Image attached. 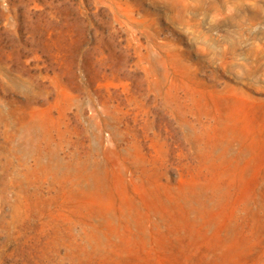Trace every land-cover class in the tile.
<instances>
[{
	"label": "rangeland",
	"instance_id": "obj_1",
	"mask_svg": "<svg viewBox=\"0 0 264 264\" xmlns=\"http://www.w3.org/2000/svg\"><path fill=\"white\" fill-rule=\"evenodd\" d=\"M11 168L0 264H264V0H0Z\"/></svg>",
	"mask_w": 264,
	"mask_h": 264
},
{
	"label": "bare ground",
	"instance_id": "obj_2",
	"mask_svg": "<svg viewBox=\"0 0 264 264\" xmlns=\"http://www.w3.org/2000/svg\"><path fill=\"white\" fill-rule=\"evenodd\" d=\"M24 151H25L23 153L24 154V158H18V161L20 163H26V157H27V155L29 156V154H30V149L24 148ZM15 169L16 168H14V169L11 168L10 169L11 172H7L6 173V177L0 178V211H1V214H0V224L2 225V228L6 232H9L10 231L9 230L10 229V224L15 220L16 214H17V212L19 210L18 203H20V202H17V203L16 202H12V204H9V206H5V203L8 200V197L10 196L8 194H9V188L11 186V183L13 182L14 179H20V177L19 178L18 177H14L13 171ZM17 175H18V173H17ZM11 197H14V196H11ZM7 217H8V219H7Z\"/></svg>",
	"mask_w": 264,
	"mask_h": 264
}]
</instances>
